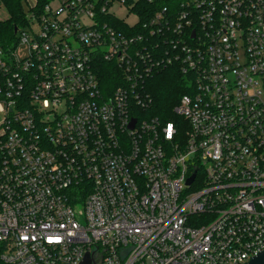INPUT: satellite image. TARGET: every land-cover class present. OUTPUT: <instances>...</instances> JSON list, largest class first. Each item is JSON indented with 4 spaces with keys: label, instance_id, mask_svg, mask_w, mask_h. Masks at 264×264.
I'll return each mask as SVG.
<instances>
[{
    "label": "built area",
    "instance_id": "2783aa9c",
    "mask_svg": "<svg viewBox=\"0 0 264 264\" xmlns=\"http://www.w3.org/2000/svg\"><path fill=\"white\" fill-rule=\"evenodd\" d=\"M27 7L0 42V264H245L263 251L264 0ZM166 69L184 91L174 120L149 91Z\"/></svg>",
    "mask_w": 264,
    "mask_h": 264
},
{
    "label": "trees",
    "instance_id": "16d2710c",
    "mask_svg": "<svg viewBox=\"0 0 264 264\" xmlns=\"http://www.w3.org/2000/svg\"><path fill=\"white\" fill-rule=\"evenodd\" d=\"M0 4L6 6L11 16L7 22L0 23V42L4 46H10L16 37L14 28L18 27L24 18L23 5L21 0H0ZM111 72L112 70L103 64L101 75L103 86L106 88L113 86ZM181 84V77L169 69L151 79L149 91L154 100V114L164 117L171 116L178 98L184 93Z\"/></svg>",
    "mask_w": 264,
    "mask_h": 264
},
{
    "label": "rangeland",
    "instance_id": "374dc122",
    "mask_svg": "<svg viewBox=\"0 0 264 264\" xmlns=\"http://www.w3.org/2000/svg\"><path fill=\"white\" fill-rule=\"evenodd\" d=\"M36 0H21V3L24 7V9L26 10L27 7V3L30 6L35 5ZM10 13L8 12V9L6 8V6L4 4H0V23H4L7 22L10 19ZM26 51L27 48L25 46H21L16 50V55L19 59L23 58L26 55ZM154 112V111H153ZM169 118L171 120H174L175 117L173 116L172 112H171V116H169ZM2 121V115L0 114V123Z\"/></svg>",
    "mask_w": 264,
    "mask_h": 264
},
{
    "label": "water",
    "instance_id": "95a60500",
    "mask_svg": "<svg viewBox=\"0 0 264 264\" xmlns=\"http://www.w3.org/2000/svg\"><path fill=\"white\" fill-rule=\"evenodd\" d=\"M14 32H16V28H14ZM195 174H193L187 181V184L190 185L194 180ZM84 264H90V260L88 255H85V261ZM245 264H264V250L258 252V254L251 258L247 263Z\"/></svg>",
    "mask_w": 264,
    "mask_h": 264
}]
</instances>
